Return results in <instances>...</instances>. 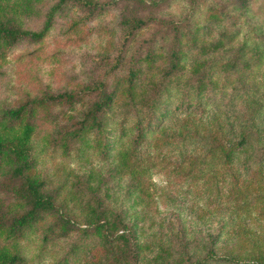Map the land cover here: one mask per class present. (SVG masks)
Here are the masks:
<instances>
[{
	"label": "rangeland",
	"instance_id": "1",
	"mask_svg": "<svg viewBox=\"0 0 264 264\" xmlns=\"http://www.w3.org/2000/svg\"><path fill=\"white\" fill-rule=\"evenodd\" d=\"M58 1L15 15L38 30L52 13L40 41L0 49V121L23 106L54 205L2 239L28 209L2 165L0 245L21 264H183L210 248L203 264H264V0ZM96 83L111 98L94 126Z\"/></svg>",
	"mask_w": 264,
	"mask_h": 264
},
{
	"label": "trees",
	"instance_id": "2",
	"mask_svg": "<svg viewBox=\"0 0 264 264\" xmlns=\"http://www.w3.org/2000/svg\"><path fill=\"white\" fill-rule=\"evenodd\" d=\"M10 1L13 2L9 4ZM36 1L37 0H0V49L22 40L36 43L46 35L51 28L52 13L46 16L42 27L38 30L23 29L17 22L18 19L15 17L18 13H25L27 9L31 7V4ZM67 1H71L74 6L81 9L91 7L92 10L95 6L100 10L104 8V6L110 4V2H104L99 5L92 3L91 0H59L58 2L66 3ZM237 1L243 2L244 0ZM92 12L89 14H93ZM143 25H145V21L139 18L126 21L124 24V27H127L126 35L131 36L134 31L138 30ZM94 89H99L100 97L85 113L83 120H89L90 125L94 124V126H97L99 124L97 117L108 105L111 95L104 92L102 83H96L87 90ZM67 94L69 93H58L52 97V99L64 97ZM23 109V106L7 109L3 113L0 121V168L2 165L7 166L9 171L20 180L21 196L28 203V209L13 220L12 225H10L5 232L3 231L4 235L2 239L4 240L12 238L13 230H15L16 227L27 225L39 211H48L54 208L51 197L42 192V182L34 175H31L32 161L30 158V136L33 127L27 120H23ZM10 119L18 120L15 128L9 127L6 124ZM244 144L245 133H242L241 137L235 141L234 144L229 145L227 149H223L224 159L226 161L231 159L238 150L243 148ZM99 224L100 223H97L96 229H99ZM122 234L123 236L128 234L131 239L135 238L134 231L131 230H127L126 233L124 232ZM212 254L213 250L210 248L202 260L192 261L190 257H187L183 264H203V261ZM0 264H21V256L18 251L10 248L6 243H3L0 245ZM61 264H66V261H63Z\"/></svg>",
	"mask_w": 264,
	"mask_h": 264
}]
</instances>
